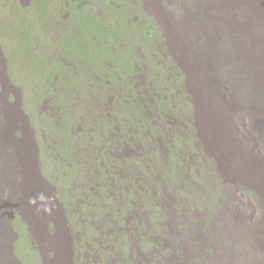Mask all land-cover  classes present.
I'll list each match as a JSON object with an SVG mask.
<instances>
[{
  "label": "rangeland",
  "instance_id": "obj_1",
  "mask_svg": "<svg viewBox=\"0 0 264 264\" xmlns=\"http://www.w3.org/2000/svg\"><path fill=\"white\" fill-rule=\"evenodd\" d=\"M108 1H129L120 22ZM262 2L255 7L253 0L247 13H264ZM154 3L0 0V72L4 69L1 73L12 80L15 91L21 89L29 104L31 167L39 175L34 183L40 194L36 210L39 216H46L45 234L41 226L37 229L43 236L39 243L36 231L30 228L29 250L35 248L39 253V246H44L41 255L31 253L30 264H78L83 259L84 264H161L163 257L166 264L176 259L178 264H264V65H258L264 63V36L253 32L260 35H253L263 42L260 47L256 40H240V30L233 34L228 23L225 30L218 24L212 30L208 23L207 37L215 47L209 51L215 58L211 64L216 66L207 65L206 70L201 64L206 44L203 33L183 20L178 25L165 22L155 14ZM170 6L173 20H180L183 10L174 8L175 2ZM226 9L216 16L219 20L233 13ZM255 18L256 14L251 21L257 25L260 21L254 22ZM139 24L153 29L155 39L148 43L133 39L142 29ZM241 45L247 50H239ZM139 54L146 56L144 63L161 87L163 82L167 84L171 118L158 121L155 108V112L149 111V118L154 124L160 122L163 129L176 126V131L152 140L151 136L157 135L153 131L138 130V141L134 135L128 140L122 131L115 138L113 133L108 139H116L118 156L124 162L141 158L135 171L120 165L114 174L117 179L112 180L93 175L92 160L87 158L93 153L85 152L83 137L76 134L69 140L74 187L65 186L64 169L59 170L51 159L50 144L60 136L52 118L63 122L68 115L75 129L84 130L87 142L101 136L100 127H96L98 116L110 120L116 107L114 93L129 84V60ZM228 56L234 65L254 67L256 74L252 78L240 74L244 76L233 81L215 80L227 66L232 67ZM218 57L225 58L226 66L217 65ZM217 68L220 74L213 73ZM204 72L207 79H203ZM225 76L229 74L224 72ZM0 86L1 90V82ZM131 115L134 123L130 126L135 131L136 114ZM23 127L18 126L19 136L26 132ZM146 137L149 141L144 142ZM104 185L111 189H103ZM128 189L136 190L137 196L133 198L135 210L128 214L125 225L114 215L111 201L116 197L118 202L117 195ZM96 195L107 204L99 213L103 214L100 222L106 224L103 234L109 245L104 253L95 255L92 238L89 242L81 235L88 229L87 223L91 224L82 203L87 197L91 204V196ZM118 205L123 208L124 200ZM158 252V258L154 257Z\"/></svg>",
  "mask_w": 264,
  "mask_h": 264
},
{
  "label": "bare ground",
  "instance_id": "obj_2",
  "mask_svg": "<svg viewBox=\"0 0 264 264\" xmlns=\"http://www.w3.org/2000/svg\"><path fill=\"white\" fill-rule=\"evenodd\" d=\"M252 1L253 0H184V1H181V3H180L178 0H154L155 3L152 5V7H153L154 11L156 12L155 14L159 18L164 17L165 22L168 23L171 21L172 24L175 23L176 25H178L179 22H181V20H183V22L185 21L187 24L191 23V27L193 26V29H196L197 32L199 31V32L203 33V37H204L203 41H205L206 44L203 48L204 55L202 58H205V59H203L202 62L200 59V62L202 65L203 64L206 65V70H207V65H208V67L212 66L211 63H214L212 61L215 60V58H213L214 56L211 55V53H209V51H214L215 47L212 48L213 47L211 45L212 42L210 43L208 40V37H207L209 31L206 32L205 29L208 25H209V28L211 25L210 29H212V30L214 29V27H216V24L221 25L222 28L224 29V28H226V23H228L232 26L231 29L233 31V34L235 32L237 33V31L240 30L238 32L239 35H241L240 40L253 39V40L258 41L260 43V47H261V45H262L261 43H263V42L259 41L258 40L259 38L255 37L258 34H255L253 32H259V33L261 32L262 36H264V13H261V11L255 13L257 15V19L255 18L256 21H254V22H259V21L260 22L257 25L254 24L253 21H251L252 20L251 17L254 16L255 14H253V13L248 14L249 12L247 13V9L252 6ZM262 1H264V0H262ZM173 2H175L174 8H177V10H179V9L183 10L182 15L179 16L180 20L178 19L177 21H176V19L173 20L174 14L172 13L171 9H169V7H168L169 5L172 6ZM259 2H260V0H254L253 6L255 5V7H256V4ZM150 3H152V2H150ZM224 3H225V7H224ZM262 3L264 5V2H262ZM259 6H261V3ZM221 8H223V10L225 8H227L225 10L226 12H228V11L233 12V13H227L228 14V16H227L228 20L226 19L227 17L223 18L222 21L219 20L220 18L216 17L221 12V10H222ZM262 8H260V9L262 10ZM255 10H256V8H255ZM179 12L181 13L182 11H179ZM177 16H178V14H177ZM220 17H224V16H220ZM251 22H252V25H251ZM182 28H183V26H182ZM168 29H170V28H168ZM193 29H192V31H193ZM219 29H220V27H219ZM217 32H219V31H217ZM222 32H224V31H222ZM229 33H230V31H229ZM222 34H221V36H222ZM225 34H226V32H225ZM254 34H255V36L253 37ZM211 35H212V32H211ZM229 35H231V34H229ZM181 36H183V35H181ZM185 36H184V38H185ZM258 36H260V35H258ZM186 37H188V36H186ZM229 37H227V38H229ZM192 38H193V36H192ZM196 38H198V37H196ZM186 39H188V38H186ZM198 39H197V41H198ZM261 39H262V37H261ZM224 41H222V42L225 43L226 41L225 42ZM263 41H264V38H263ZM222 42H221V44H222ZM236 44H237V42H236ZM229 45H230V43H229ZM247 47H249V46H247ZM255 47H257V46H255ZM181 48H182V45H181ZM186 49H184V50H186ZM189 49H190V47H189ZM241 49L242 50L246 49V47L245 46L242 47V45H241V48L239 50H241ZM189 51H191V50H189ZM257 52H262V51H257ZM216 54H214V55H216ZM242 54H244V53H242ZM249 58H250V56H249ZM257 58H259V57H257ZM196 59H197V57H196ZM245 59L247 60V58H245ZM182 60H183V58H182ZM193 61H195V60H193ZM227 61L229 62V64H231L232 67L229 68L227 66V68L224 69L225 71L222 70V75H218V77L215 78V80L221 81V80L225 79L226 81L227 80L233 81L235 79L242 78V76H244V75L247 76L246 78H252L256 74L255 72H257L256 70L253 69L254 67L247 65L245 63L244 64L241 63L239 65H234L232 63V59L230 58V56L227 57ZM184 63H186V62L184 61ZM196 63H197V60H196ZM209 64H211V65H209ZM222 64L226 66L225 58L218 57L217 65H222ZM190 65H191V63H190ZM213 65L216 66L215 64H213ZM258 65L263 66L264 63H262V64L258 63ZM214 66H212V67H214ZM256 66H257V64H256ZM3 70L4 69H2L1 72H3ZM219 71H220V69L218 70V68H217V69L213 70V73H215V72L217 73ZM1 72H0V82H1L2 88L0 90V264H30L31 253L35 255L34 252L38 253V251H36L35 248H34L33 252H31L29 250V247L31 245L29 243V240H28V239H30V236H31V234L29 235V231H30V228L32 226L33 230L36 231V233H37L36 237L34 236L36 243H39L40 238H43V236L38 234L37 229H38V226H41L42 231H44L45 224L43 222H44V217H46V216H43V217L39 216L40 213L38 214L37 210H36L37 206L38 207L40 206V194L38 192V188H36V186H34V183H35V181H38L39 175H38L37 171L35 170V167H31V164H32L31 163V157H30L31 155H30L29 144H28L29 136L27 137V135H29V129H30V128H28V126L30 127V124H29L30 117L28 115L29 104H27V102H25V99L23 98V96H21V93H22L21 89L18 88L15 91L14 89L16 87L13 85L12 80L8 76H6L5 72H4L5 74L1 73ZM198 72H200V71H198ZM224 72H227L229 74V77L225 76L226 77L225 78ZM204 74H205V72H204ZM219 74H220V72H219ZM240 74H244V75L241 76ZM195 75H199V74H195ZM195 75H193V76H195ZM225 75H226V73H225ZM257 75L262 76V73H258ZM206 76L207 75L205 74L203 76V79H207ZM214 76H215V74H214ZM201 79H202V76H201ZM211 80H213V79H211ZM226 85L227 84H225V87H226ZM228 86H233L232 96L237 95L235 93L236 92L235 86L232 84L228 85ZM257 95L259 97L261 96L259 93ZM240 96H246V94L240 95ZM18 126H21V127L24 126L23 128H25V130L22 129L23 132L26 131V132H24V134L22 136H19V134L17 132ZM24 225H27L25 227V229L23 227ZM43 234H45V231L43 232ZM39 236H41V237H39ZM39 247L43 248L44 246H39ZM42 248H41V251L38 253L40 255L43 252ZM38 254H36V255L38 256Z\"/></svg>",
  "mask_w": 264,
  "mask_h": 264
},
{
  "label": "trees",
  "instance_id": "obj_3",
  "mask_svg": "<svg viewBox=\"0 0 264 264\" xmlns=\"http://www.w3.org/2000/svg\"><path fill=\"white\" fill-rule=\"evenodd\" d=\"M128 2L129 1L107 2L109 7L115 10L119 22L126 16V13L128 12ZM131 23L136 24L137 21L132 20ZM139 25L142 29L139 30V35L133 34L135 36H133V39L138 37L139 40H145L147 43L150 42V39L151 41L155 39L156 33L153 31V29H151L147 25L146 29L144 25ZM136 56L133 59L129 60V69L127 75L129 76V79L127 80L128 82L126 81L129 84L126 86L125 89L123 85L122 89L119 88L118 91L114 93L116 100L115 108L117 109L115 110L114 108L112 114H110V120L107 119L106 115L98 116L100 117V119L97 121L96 127H100L101 136L96 139H93V141L91 142H87L84 130L75 129L74 125H71V120L68 115L63 117V122H60L61 119L56 116L52 118V123L60 129V136L55 141H52L50 144V153L54 157H52L51 159L54 160V165L60 166L59 170L61 168L64 169L63 179L65 186L68 185V187H74V183L72 181V178L74 177V158L71 155L72 145L69 140L73 138L76 134L79 137H83L82 143L85 146V152L88 153V155L93 153L94 157H87L88 162L92 160L93 175L95 172L98 178H101L103 180H112L117 179L114 174H116V171L118 170L117 168H120V165L128 167L129 169L134 168L133 171H135L137 166L136 163L140 162L141 158L131 157L130 162H124L118 156L119 153L117 152L115 146L116 139H108V137H110L113 133L115 138V136L120 135V131H122L124 133V136L128 140H130L131 136L134 135V137L138 141V130H140L141 132L145 130L153 131V133L157 135L151 136L152 140H160L159 136H167L169 134H172L173 131H176V126L170 124L168 125L167 129H163L160 122H158L160 120L162 121L171 118L168 112V96L167 93H165L167 84L163 82L162 88L158 80L153 78L152 71L148 68V64L144 63V60L146 59L145 55L139 54V56ZM154 108L157 111L158 119L157 123L155 124L153 123L152 118H149V111L152 110V112H155ZM131 113L136 114L137 130L135 131H133V127L130 126L132 123H134ZM158 114L162 115L161 118L158 116ZM121 138L122 137H119V139ZM147 141H149L148 137L145 138L144 142ZM80 165H84V161H81ZM85 177L88 176L85 175ZM106 188L111 189V186L104 185L103 189L106 190ZM148 193L152 194L153 191L148 189ZM136 196V190L129 191L128 189L124 192H120V194L117 195L118 202H116V197H114L111 201L113 204L114 215H116L117 219L123 222L125 225L128 222V214L135 210V208H133V198L135 199ZM87 200V197H85V201L82 203V206L83 208L85 207V213L89 215V219L91 216V224L90 221L89 223H87L88 229L83 230V234L81 235V237L85 236V239H88L89 242L90 238H92L93 244L91 249L94 250V254L96 255L98 254L96 252L104 253L103 251H105L106 247L109 245L105 241L103 234L106 224L105 222H100V216L103 214L99 213V211H104V207L107 204L103 203L100 197H97V195L95 197L91 196V204H88ZM122 200H124V206L123 208H120L118 203ZM95 221H97V226H94ZM127 251H131V249ZM153 256L158 258L157 256H159V252L154 253ZM89 257L87 256V259H90ZM87 259L85 260L87 261ZM176 260L177 262L173 261L172 264H178L179 261L178 259ZM84 263L85 261L83 259V261L81 262L79 260L78 264ZM161 264H166L164 257L162 259Z\"/></svg>",
  "mask_w": 264,
  "mask_h": 264
}]
</instances>
